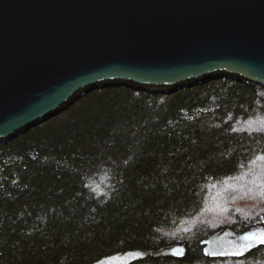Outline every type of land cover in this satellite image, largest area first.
<instances>
[{
	"label": "trees",
	"instance_id": "trees-1",
	"mask_svg": "<svg viewBox=\"0 0 264 264\" xmlns=\"http://www.w3.org/2000/svg\"><path fill=\"white\" fill-rule=\"evenodd\" d=\"M223 230L264 232V84L99 81L0 140V264H264Z\"/></svg>",
	"mask_w": 264,
	"mask_h": 264
},
{
	"label": "water",
	"instance_id": "water-1",
	"mask_svg": "<svg viewBox=\"0 0 264 264\" xmlns=\"http://www.w3.org/2000/svg\"><path fill=\"white\" fill-rule=\"evenodd\" d=\"M264 84V0H0V140L85 87Z\"/></svg>",
	"mask_w": 264,
	"mask_h": 264
},
{
	"label": "rangeland",
	"instance_id": "rangeland-1",
	"mask_svg": "<svg viewBox=\"0 0 264 264\" xmlns=\"http://www.w3.org/2000/svg\"><path fill=\"white\" fill-rule=\"evenodd\" d=\"M264 239L263 231H254L248 235H235L227 230H223L216 234L209 243L210 253H232L242 254L249 250L252 246L258 244ZM147 251H131L125 254H119L109 257L100 264H123L130 262L136 258L146 255ZM182 246H172L155 252L156 254H181Z\"/></svg>",
	"mask_w": 264,
	"mask_h": 264
},
{
	"label": "snow or ice",
	"instance_id": "snow-or-ice-1",
	"mask_svg": "<svg viewBox=\"0 0 264 264\" xmlns=\"http://www.w3.org/2000/svg\"><path fill=\"white\" fill-rule=\"evenodd\" d=\"M262 242H264V241H262Z\"/></svg>",
	"mask_w": 264,
	"mask_h": 264
}]
</instances>
